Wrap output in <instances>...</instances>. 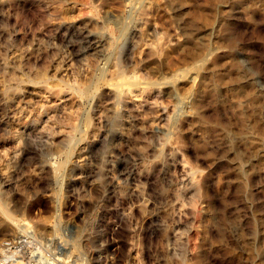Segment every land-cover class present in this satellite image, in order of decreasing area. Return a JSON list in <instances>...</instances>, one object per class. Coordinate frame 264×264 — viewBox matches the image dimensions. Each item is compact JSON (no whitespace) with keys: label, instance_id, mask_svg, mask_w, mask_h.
<instances>
[{"label":"rangeland","instance_id":"1","mask_svg":"<svg viewBox=\"0 0 264 264\" xmlns=\"http://www.w3.org/2000/svg\"><path fill=\"white\" fill-rule=\"evenodd\" d=\"M28 229L53 264H264V0H0V242Z\"/></svg>","mask_w":264,"mask_h":264},{"label":"built area","instance_id":"2","mask_svg":"<svg viewBox=\"0 0 264 264\" xmlns=\"http://www.w3.org/2000/svg\"><path fill=\"white\" fill-rule=\"evenodd\" d=\"M40 246L32 229L5 238L0 242V264H53V254Z\"/></svg>","mask_w":264,"mask_h":264}]
</instances>
